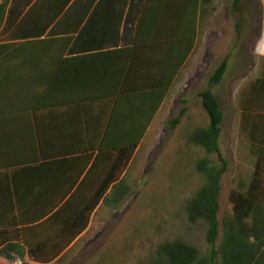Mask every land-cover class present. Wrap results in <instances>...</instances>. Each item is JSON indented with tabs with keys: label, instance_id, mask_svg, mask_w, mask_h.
I'll list each match as a JSON object with an SVG mask.
<instances>
[{
	"label": "crops",
	"instance_id": "0c3cea01",
	"mask_svg": "<svg viewBox=\"0 0 264 264\" xmlns=\"http://www.w3.org/2000/svg\"><path fill=\"white\" fill-rule=\"evenodd\" d=\"M214 1L9 0L0 30V264L68 261L61 257L95 214L50 263L28 251L41 248L53 208L76 198L102 150L140 137L150 76L185 41L173 28L188 25L193 4L200 33L203 9ZM258 9L256 53L264 58V0ZM64 39L65 52L30 45Z\"/></svg>",
	"mask_w": 264,
	"mask_h": 264
},
{
	"label": "rangeland",
	"instance_id": "374dc122",
	"mask_svg": "<svg viewBox=\"0 0 264 264\" xmlns=\"http://www.w3.org/2000/svg\"><path fill=\"white\" fill-rule=\"evenodd\" d=\"M233 1L212 4L196 49L136 156L131 195L119 209L94 215L89 232L66 259L72 262L64 264L145 263L157 246L178 238L206 252V227L192 224L184 210L201 183L194 176L197 151L188 142L208 125L200 93L227 60L225 77L213 89L223 114L220 149L228 162L219 214L222 233L232 189H247L254 171L248 142L240 135L238 101L240 91L261 69L256 53L261 32L258 0H242L238 12ZM175 119L179 124L172 129L169 122Z\"/></svg>",
	"mask_w": 264,
	"mask_h": 264
},
{
	"label": "trees",
	"instance_id": "16d2710c",
	"mask_svg": "<svg viewBox=\"0 0 264 264\" xmlns=\"http://www.w3.org/2000/svg\"><path fill=\"white\" fill-rule=\"evenodd\" d=\"M241 1H233L234 12L239 11ZM8 2L9 0H3L0 3V30ZM199 11V7L188 4V25L184 23L182 27L173 28L172 32L177 38H183L185 41L178 45L180 48L177 55L159 58L163 69L160 67L150 76V95L145 104L147 106L142 110L146 119L144 127L140 128V137L124 139L122 143L118 142L117 145L102 150L95 167L93 165L92 171L88 172H91V178L89 181L84 180L83 185L81 184L75 192L79 200L74 201L76 198L71 197L65 204H58L60 208H53L52 213L58 210L45 223L41 248L28 251L29 256L37 262L50 263L56 259L88 228L92 215L99 211L119 209L131 195V173L145 140L144 135L163 109L196 49ZM210 11L211 7H204L203 22ZM30 45H41L42 47H37L38 50L65 52L69 43L64 39ZM133 50L122 49L120 52ZM260 59V75L247 82L240 91L238 101L240 135L248 142L249 153L254 159V171L247 189H244V186L232 189L229 196L231 211L224 216L222 233L219 214L223 178L228 169V162L220 149L223 114L213 89L225 77L227 60L221 63L210 78L208 89L200 93L203 109L208 116V125L196 130L188 142L189 146L197 151L194 176L201 183L185 201L184 210L192 224L200 223L206 227L207 250L202 253L198 247L178 238L157 246L150 254L149 260L140 264H264V58ZM169 124L175 129L179 119L172 120ZM100 162L101 166L98 164ZM73 249L75 248L67 251L61 259H68ZM125 251L124 249L123 255Z\"/></svg>",
	"mask_w": 264,
	"mask_h": 264
}]
</instances>
